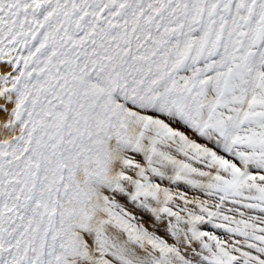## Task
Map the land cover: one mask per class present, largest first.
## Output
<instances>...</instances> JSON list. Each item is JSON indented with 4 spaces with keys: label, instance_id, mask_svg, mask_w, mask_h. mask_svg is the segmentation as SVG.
<instances>
[{
    "label": "snow or ice",
    "instance_id": "6c2138e0",
    "mask_svg": "<svg viewBox=\"0 0 264 264\" xmlns=\"http://www.w3.org/2000/svg\"><path fill=\"white\" fill-rule=\"evenodd\" d=\"M0 264H264V0H0Z\"/></svg>",
    "mask_w": 264,
    "mask_h": 264
}]
</instances>
